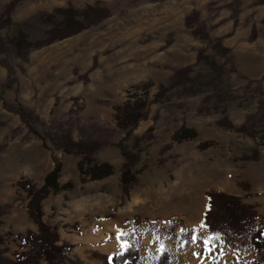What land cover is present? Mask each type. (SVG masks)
I'll return each mask as SVG.
<instances>
[{
	"label": "rangeland",
	"instance_id": "1",
	"mask_svg": "<svg viewBox=\"0 0 264 264\" xmlns=\"http://www.w3.org/2000/svg\"><path fill=\"white\" fill-rule=\"evenodd\" d=\"M10 1L0 0V17ZM99 10L109 16L33 50L28 60L8 54L14 74L0 61V251L15 258L23 246L20 234L38 231L18 182L27 178L40 187L56 158L62 162L60 183L73 186L43 200L49 224L69 221L80 229L83 220L103 225L121 217L120 224L131 222L141 238L143 264H154L161 245L175 264H264V252L254 250L247 235L221 234L223 245L215 239L206 246L211 231L201 226L209 190L255 205L264 218V0H23L0 36L22 31L37 40L52 26L84 21ZM196 12L198 21L188 27ZM50 14L52 25L41 21ZM199 28L208 36L195 35ZM202 50L207 58L198 60ZM186 66L192 67L190 81L171 87L175 72ZM9 76L15 80L11 87ZM146 84L148 117L126 136L115 106L136 90L144 94ZM162 87L168 91L156 100ZM19 105L39 115L34 126L47 136L48 148L13 110ZM224 118L259 132L227 128ZM183 125L197 137L175 141ZM151 128L152 137L145 136ZM67 130L83 145L99 142L95 158L110 162L114 173L83 182L82 155L55 148L49 138ZM121 140L140 158L128 194L121 183L125 159L116 145Z\"/></svg>",
	"mask_w": 264,
	"mask_h": 264
},
{
	"label": "trees",
	"instance_id": "2",
	"mask_svg": "<svg viewBox=\"0 0 264 264\" xmlns=\"http://www.w3.org/2000/svg\"><path fill=\"white\" fill-rule=\"evenodd\" d=\"M22 1L23 0H11L6 4L0 17V31L12 25V15L15 8ZM198 14L199 13L196 12L192 16H189L186 21L188 27H192V25L198 21ZM108 16L109 14L107 12L99 10L84 21L71 19L65 22L60 28L53 26L50 27L46 31V36L33 41H31L26 33L22 31L13 36H0V61L9 68V75H12L14 74V69L7 57L8 54L14 53L16 56L28 60V57L33 50L75 36L98 24ZM54 19L55 15L50 14L43 17L41 21L48 25H52ZM25 24L27 27H31L32 25L29 23ZM194 34L203 37L208 36L204 33L203 28L195 29ZM204 57L207 58L204 50H202L200 51L198 60H201ZM191 71V66H186L177 70L173 76L172 84H170L171 87L175 88L177 85L185 84L190 81L189 75ZM14 82V78L9 76L6 85L11 87ZM143 88L145 89L143 92L144 94H141L139 90H136L131 93L130 100L115 106L117 126L125 132L126 136L132 135L139 123L148 117L150 84L143 85ZM167 91L168 89L162 87V90L156 95V100H161L166 95ZM13 110L19 114L22 122L29 128L30 132L41 138L44 147L48 148L47 136L41 134L34 126L41 120L39 115L30 109H26L22 105H19L17 109ZM221 124L227 128L235 129L251 136H254L259 132L254 129L253 125V127H250L248 124H244L237 127L228 118H224ZM149 132V134H146L145 136L148 137L149 135V137H152V128ZM196 137L197 131L184 125L179 128L173 136L174 140L177 142L195 139ZM49 138L53 141L55 148L66 153L82 155V158L79 161V168L83 182L103 179L114 173V166L110 162L99 163L95 158V154L101 147L99 142L83 145L79 140H75L71 130L63 131L62 133H50ZM211 144L212 143H204L201 147L209 146ZM116 145L121 149L122 155L125 159L122 168L121 183L124 192L128 194L132 185L137 181L136 172H138V170L135 171L134 168L138 164L140 158L138 154L129 150L125 146L124 140L119 141ZM255 155L254 159H256L255 157L257 156ZM61 171L62 162L55 158L54 168L47 173L44 183L40 187L27 178H22L18 182L19 187L27 192L28 214L37 224L38 231L28 230L25 235L20 234L19 238L22 241L23 246L21 247L22 250L16 253L15 258L5 256L2 253L3 251H0V264H41L42 259L46 260L47 264H63L64 262L80 264L78 261L67 256L66 252L72 246L66 243H60L58 227L49 224L44 219L45 212L43 209V200L47 198L50 193H59L61 190L69 189L73 186L72 183L65 185L60 183L59 179ZM206 198L207 202L202 216L201 226L211 231V234L208 236H214L215 233H218L219 236L222 234L225 238H239L247 235L254 250L258 253L264 252V218L260 216L255 205L245 203L240 198L217 190H209L206 193ZM2 214L3 211L0 205V216ZM121 238H127L130 245L125 252L115 254L112 257V264H143L140 252V236H138L135 231H132L127 237ZM214 240L215 239L206 246H209ZM4 244L5 237L0 233V250ZM154 264H175V261L172 259L169 252L162 251L156 257Z\"/></svg>",
	"mask_w": 264,
	"mask_h": 264
},
{
	"label": "crops",
	"instance_id": "3",
	"mask_svg": "<svg viewBox=\"0 0 264 264\" xmlns=\"http://www.w3.org/2000/svg\"><path fill=\"white\" fill-rule=\"evenodd\" d=\"M80 215V219L85 218V214ZM123 219L121 217L107 218L104 220L103 225L98 224L95 220H83V224L86 225L84 228H73L69 221L55 222L50 224L57 225L60 233V243L70 244L72 247L66 252L67 256L80 264H112L111 259L115 254L123 253L130 245L126 239L117 238L118 235L127 237L133 230L131 222L124 223L120 222ZM77 225V222L74 223ZM125 227L119 232V227ZM134 226V225H133ZM144 243V238H142ZM142 249H140V252ZM161 253V252H160ZM141 252V259H142ZM157 257V255H156ZM155 257V258H156ZM172 258H175L172 255ZM176 263V259H175ZM63 264H71L64 262Z\"/></svg>",
	"mask_w": 264,
	"mask_h": 264
},
{
	"label": "snow or ice",
	"instance_id": "4",
	"mask_svg": "<svg viewBox=\"0 0 264 264\" xmlns=\"http://www.w3.org/2000/svg\"><path fill=\"white\" fill-rule=\"evenodd\" d=\"M117 238H119V236H118ZM193 239L195 240V239H197V237L194 236ZM213 239L219 240V242H220L221 245H223V244L225 243V241L220 240V236H219V234H218V233H215L214 236H208V237L204 238V243H205V245H208ZM215 246H216V245H213V247H215ZM160 250H161V251L164 250L163 245H161ZM208 250L211 251L212 249L209 248ZM221 251H223L222 248H221Z\"/></svg>",
	"mask_w": 264,
	"mask_h": 264
}]
</instances>
